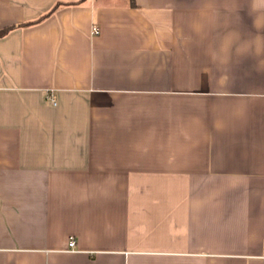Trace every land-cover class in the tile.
Returning a JSON list of instances; mask_svg holds the SVG:
<instances>
[{
	"label": "crops",
	"instance_id": "0c3cea01",
	"mask_svg": "<svg viewBox=\"0 0 264 264\" xmlns=\"http://www.w3.org/2000/svg\"><path fill=\"white\" fill-rule=\"evenodd\" d=\"M11 26L0 264H264V0H0Z\"/></svg>",
	"mask_w": 264,
	"mask_h": 264
},
{
	"label": "built area",
	"instance_id": "2783aa9c",
	"mask_svg": "<svg viewBox=\"0 0 264 264\" xmlns=\"http://www.w3.org/2000/svg\"><path fill=\"white\" fill-rule=\"evenodd\" d=\"M92 33H93L94 35H98V34H100V28H99L98 26L94 25V26L92 27ZM68 245H69V248H70V249L74 250L75 247H76V240H75L73 237H71L70 240H69Z\"/></svg>",
	"mask_w": 264,
	"mask_h": 264
},
{
	"label": "trees",
	"instance_id": "16d2710c",
	"mask_svg": "<svg viewBox=\"0 0 264 264\" xmlns=\"http://www.w3.org/2000/svg\"><path fill=\"white\" fill-rule=\"evenodd\" d=\"M13 28H14V26H11V27H7V28H4V29H1V30H0V37H3V36H5L6 34H8Z\"/></svg>",
	"mask_w": 264,
	"mask_h": 264
}]
</instances>
